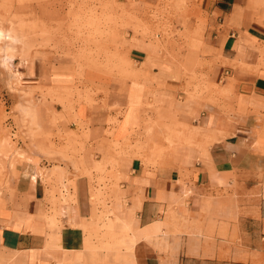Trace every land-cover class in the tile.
<instances>
[{"label":"crops","instance_id":"0c3cea01","mask_svg":"<svg viewBox=\"0 0 264 264\" xmlns=\"http://www.w3.org/2000/svg\"><path fill=\"white\" fill-rule=\"evenodd\" d=\"M198 2L205 20L199 35L167 49L137 41L130 52L139 78L110 85L105 100L126 111L135 94L136 115L143 102L172 115L183 146L173 164L115 161L117 187L104 203L114 226L107 238L95 232L91 176L64 171L74 179L50 198L37 173L45 159L29 150L27 163H16L13 189L0 186V264H264V0ZM193 29L179 26L190 36ZM36 64L26 76L31 86L63 76L45 64L37 73ZM195 82L208 89L205 100H196ZM213 87L223 99L216 104L208 100ZM98 147L83 160L90 167ZM94 241L109 249L92 248Z\"/></svg>","mask_w":264,"mask_h":264},{"label":"rangeland","instance_id":"374dc122","mask_svg":"<svg viewBox=\"0 0 264 264\" xmlns=\"http://www.w3.org/2000/svg\"><path fill=\"white\" fill-rule=\"evenodd\" d=\"M200 5L198 0H160L149 7L140 0H0V186L11 191L16 163H27L26 154L35 151L45 159L37 173L51 187L50 198L60 197L57 187L59 192L62 182L74 179L64 171L91 176L90 196L100 220L95 232L107 238L114 234L104 203L117 187L115 161L132 157L148 167L172 165L183 146L172 115L162 114L155 103H141L136 115L140 98L133 94L126 111L109 109V86L120 88L139 78L130 52L137 41L167 49L196 38L205 26ZM179 26L193 27L194 33L179 32ZM261 56L264 66V50ZM35 60L41 63L35 65L37 73L45 64L63 76L50 85L31 86L26 76ZM206 89L193 83L197 101L206 99ZM212 93L208 100L216 104L221 93L215 87ZM96 144L99 157L90 167L83 160ZM57 214L55 208L48 216L54 221ZM122 231H115L118 238ZM91 247L109 249L95 241Z\"/></svg>","mask_w":264,"mask_h":264},{"label":"bare ground","instance_id":"6f19581e","mask_svg":"<svg viewBox=\"0 0 264 264\" xmlns=\"http://www.w3.org/2000/svg\"><path fill=\"white\" fill-rule=\"evenodd\" d=\"M1 35V34H0Z\"/></svg>","mask_w":264,"mask_h":264}]
</instances>
